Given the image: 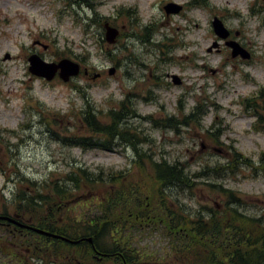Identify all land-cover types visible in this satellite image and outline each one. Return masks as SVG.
Wrapping results in <instances>:
<instances>
[{
	"label": "rangeland",
	"instance_id": "1",
	"mask_svg": "<svg viewBox=\"0 0 264 264\" xmlns=\"http://www.w3.org/2000/svg\"><path fill=\"white\" fill-rule=\"evenodd\" d=\"M169 2L182 10L167 15L164 6ZM215 16L231 30L227 40L237 41L249 58L233 56L217 37ZM106 23L119 30L113 43L106 40ZM216 40L219 47L208 51ZM33 53L46 61L70 58L81 64V73L68 82L59 77L46 81L29 71ZM261 90L264 0H0V210L24 208V193L33 195L36 187L61 180L80 166L123 170L134 181L150 184L148 158L143 170L130 145L105 150L70 143L91 134L85 110L91 107L108 122L110 111L128 98L139 114L129 124L136 136L149 140L138 143V151L157 160L180 161L196 176L193 188L173 195L199 209L218 204L220 187L231 188L248 200L246 212L260 215L264 129L260 124L255 129L257 119L247 100H259ZM196 107L201 109L197 120L170 125V119L179 122ZM236 154L249 162L239 158L243 162L235 163ZM104 190L96 187L93 194ZM73 194L61 202L53 196L42 209L44 215L61 204L62 223L64 212L81 217L93 194ZM11 235L18 234L0 229L2 242L8 243ZM138 238L154 259H170L160 231L152 229ZM17 242L10 256L0 250V264H29L32 250Z\"/></svg>",
	"mask_w": 264,
	"mask_h": 264
},
{
	"label": "trees",
	"instance_id": "2",
	"mask_svg": "<svg viewBox=\"0 0 264 264\" xmlns=\"http://www.w3.org/2000/svg\"><path fill=\"white\" fill-rule=\"evenodd\" d=\"M248 106L256 117L254 127L264 129V90L259 92ZM199 107L176 123L189 125L197 120ZM139 116L130 100L124 99L118 110H111L108 122H102L89 107L83 113L88 136L72 138L71 144L84 149H114L130 145L138 155V165L150 162V184L134 181L130 172L114 169L91 170L85 167L66 173L61 179L36 187L33 195H24L20 201L28 208L37 227L61 235L66 241L31 232L28 235H11L10 241L2 242L0 250L12 255L13 243L22 242L33 254L29 264H87L93 261L111 260L113 264H264V212L260 215L246 212L249 203L241 193L220 187L222 195L218 204L203 205L199 209L184 204L174 191H185L195 186L196 176H191L180 161L157 160L141 154L138 143H148L145 137L136 136L129 120ZM144 155V156H143ZM249 158L236 154L234 162ZM260 162L264 165V152ZM143 165V164H142ZM143 170L147 166L143 165ZM201 175V174H200ZM210 185H213L210 183ZM49 193H44L46 187ZM103 186L104 192L95 195L93 190ZM88 191L83 215L64 212L53 206L48 215L42 210L50 204L53 196L62 200L73 196L75 191ZM7 214V213H5ZM158 230L167 241L166 257L154 259L153 254L143 249L138 237ZM92 238L90 243L85 238ZM72 240H80L78 243ZM15 247V246H14ZM17 248V247H15ZM28 257V255H27ZM18 264H27L22 260Z\"/></svg>",
	"mask_w": 264,
	"mask_h": 264
},
{
	"label": "water",
	"instance_id": "3",
	"mask_svg": "<svg viewBox=\"0 0 264 264\" xmlns=\"http://www.w3.org/2000/svg\"><path fill=\"white\" fill-rule=\"evenodd\" d=\"M164 10L166 11L167 15L175 14V13H179L182 10V6L177 3L169 2L164 6ZM105 27H106V40L109 43L115 42L117 36L119 35V30L108 23L105 24ZM212 27L218 38L222 40H226V45L231 47L233 56H237L240 54L241 57L245 59L250 57L249 52L245 50L237 41L227 40L231 32L225 26L223 20L215 16L212 21ZM44 47L47 48V46ZM218 47H219V42L214 41L212 46L208 48V51H212L214 48H218ZM28 61H29V71L33 75L39 78H43L46 81H51L58 75L59 78H61L63 81L68 82L71 78L79 75L81 71L80 63L70 58H62L59 61H46L39 54L33 53L28 57ZM114 71L115 70L112 69L111 73H114ZM174 82L175 84H180L181 79L178 76H174ZM1 217L10 220L11 222H15L19 225L29 227L39 234L70 241L69 239L54 234L52 232L42 230L36 227L27 226L25 224H21L20 222L10 217L0 216V218ZM85 239L90 243L92 242L91 237ZM79 241L80 240H72L71 242L78 243Z\"/></svg>",
	"mask_w": 264,
	"mask_h": 264
},
{
	"label": "flooded vegetation",
	"instance_id": "4",
	"mask_svg": "<svg viewBox=\"0 0 264 264\" xmlns=\"http://www.w3.org/2000/svg\"><path fill=\"white\" fill-rule=\"evenodd\" d=\"M32 189L34 192V188H32ZM29 194H30L29 192L24 193V195H29ZM30 195H32V193ZM21 203L24 204V202H22V201H21ZM46 205H49V204H46ZM46 205H45V207H46ZM58 208H62L61 204H59ZM5 213H7V214H5ZM27 213L30 215V211L28 210V208H26V209L21 208V209L16 210L15 212H9L8 210L4 211L3 209L0 210V215L8 216V217L20 222L21 224H25L27 226L31 225V226L37 227V223L32 224L34 222V220L32 218L33 216L32 215L26 216ZM3 227H4L5 231L9 230L13 234L28 235L31 232H35L33 229H31L29 227L19 225L15 222H11L10 220L4 219V218H0V229H3ZM5 227H6V229H5Z\"/></svg>",
	"mask_w": 264,
	"mask_h": 264
}]
</instances>
